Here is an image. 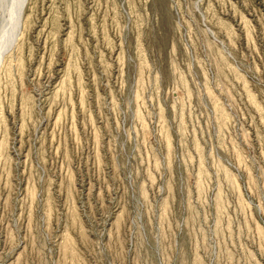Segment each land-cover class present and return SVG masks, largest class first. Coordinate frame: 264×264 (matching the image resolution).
<instances>
[{
	"label": "rangeland",
	"instance_id": "obj_1",
	"mask_svg": "<svg viewBox=\"0 0 264 264\" xmlns=\"http://www.w3.org/2000/svg\"><path fill=\"white\" fill-rule=\"evenodd\" d=\"M17 36L0 264H264V0H26Z\"/></svg>",
	"mask_w": 264,
	"mask_h": 264
},
{
	"label": "bare ground",
	"instance_id": "obj_2",
	"mask_svg": "<svg viewBox=\"0 0 264 264\" xmlns=\"http://www.w3.org/2000/svg\"><path fill=\"white\" fill-rule=\"evenodd\" d=\"M26 3V0H13V3H11L10 10H14V16H13V21L11 23V35L8 38V42L4 45V47L1 49L0 52V65L3 59V56L10 50L11 46L15 43L17 39V34L19 31V26H20V21H21V16L23 12L24 5ZM11 7H14L11 9Z\"/></svg>",
	"mask_w": 264,
	"mask_h": 264
}]
</instances>
